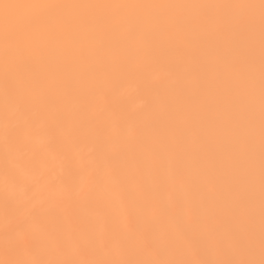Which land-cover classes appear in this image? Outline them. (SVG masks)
Returning <instances> with one entry per match:
<instances>
[{
    "label": "bare ground",
    "instance_id": "bare-ground-1",
    "mask_svg": "<svg viewBox=\"0 0 264 264\" xmlns=\"http://www.w3.org/2000/svg\"><path fill=\"white\" fill-rule=\"evenodd\" d=\"M0 264H264V0H0Z\"/></svg>",
    "mask_w": 264,
    "mask_h": 264
}]
</instances>
